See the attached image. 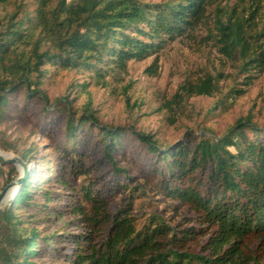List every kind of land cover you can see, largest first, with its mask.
Returning a JSON list of instances; mask_svg holds the SVG:
<instances>
[{
  "label": "trees",
  "instance_id": "16d2710c",
  "mask_svg": "<svg viewBox=\"0 0 264 264\" xmlns=\"http://www.w3.org/2000/svg\"><path fill=\"white\" fill-rule=\"evenodd\" d=\"M217 1L61 0L49 11L44 37L34 39L23 27L29 14L17 18V11L13 12L5 25L0 23V119L11 104L10 94L19 88L25 87L26 95L47 102L39 86L47 74V69L41 68L44 62L64 67L84 65L99 74L106 53L108 60L123 69L128 60L143 57L159 46L154 40L162 41L164 35L174 39L205 22L207 7ZM263 10L264 0H235L223 12L225 19L216 20L221 51L231 59L238 56L246 72H260L264 67ZM42 39L50 41L57 51H41ZM25 43L30 46L26 57L17 51L18 45ZM31 73L36 74L34 78ZM253 78L247 73L242 84H250ZM217 80L206 74L180 86L174 97L211 96L218 90ZM165 106L171 108L169 102ZM66 111L67 138L76 139L79 124L85 122L99 129L104 157L114 176L102 183L101 189L95 190L100 181H93L70 195L52 190V183L50 188H43L44 177L38 176L37 182L26 178L12 203L0 210V264H39L33 259L39 251L38 239L47 245L56 239L51 247L65 241L66 252L59 254H68L71 264H264V127L254 123L251 115L237 119L219 137L187 133L181 141L162 146L152 133L102 124L89 106L78 117L68 104ZM126 130L157 156L143 175L145 184L177 202L176 209L186 207L192 212L186 218L191 225H171L154 213L137 226L131 190L138 187L128 182L131 176L126 182L118 177L127 169L119 167L113 154ZM3 144L4 149L15 150L23 159L30 151H37L34 146L17 149L12 143ZM73 160L75 174H85L92 166ZM53 169L60 174L63 167ZM11 172L12 178L16 176L14 169ZM57 180L69 186L66 175H58ZM40 189L44 191L40 193ZM119 189L128 190V199L111 211L110 202ZM35 191L44 199L34 197ZM54 201L64 202V208L55 209V213L63 210L78 217V231L50 237L39 236L35 227L22 226L16 208L46 206L41 209L50 213ZM55 213L45 216L51 218ZM203 236L207 239L200 249H192L190 244H198ZM251 244H255L252 249Z\"/></svg>",
  "mask_w": 264,
  "mask_h": 264
},
{
  "label": "rangeland",
  "instance_id": "374dc122",
  "mask_svg": "<svg viewBox=\"0 0 264 264\" xmlns=\"http://www.w3.org/2000/svg\"><path fill=\"white\" fill-rule=\"evenodd\" d=\"M60 1H0V23L5 25L13 12L17 11V18L27 13L29 18L23 24L25 31L33 36L32 39L43 38L47 29L45 25L50 20L49 11L57 7ZM141 1L155 3L162 0ZM234 3L235 0H218L209 5L205 22L174 39L164 35L162 41L154 40L159 46L146 52L143 57L128 60L123 69L117 67L113 60H108L106 53L98 68L99 74L95 68L84 65L64 67L61 63L52 65V62H44L41 68L47 69V74L41 78L39 86L47 96V102L39 96L26 95L25 87L19 88L10 94L11 104L6 115L0 119V149L10 153L13 159L9 163L0 162V191L23 174L21 161L29 170L26 178L31 177L37 182L38 176L44 177L43 188H50L48 184L52 183L51 189L64 195H70L74 190L77 193L82 186L93 181H100L94 185V189H101L102 183L114 176L110 163L104 157L101 134L96 126L87 122L79 124L76 139L66 137V104L76 117L85 106H89L102 124L133 127L136 131L152 133L162 146L181 141L187 133L195 136L210 133L219 137L237 119L247 115H251L254 123L264 127V67L260 72L242 70L239 57L229 58L221 51V43L217 41L216 20L218 17L224 20L223 12ZM41 41V51H57L50 41ZM29 48L27 43L20 44L17 51H23L26 57ZM247 73L254 75V78L250 84L244 85L242 81ZM206 74L218 79V90L213 95L174 97L175 93L180 92V86L195 82ZM35 75L31 73V77ZM233 89L244 91L234 93ZM167 102L171 104L169 109L165 106ZM121 142L113 154L119 167L127 169L126 174L119 173L118 177L126 182L127 176H131L128 182L134 188L138 187V190H131L132 213L137 217V226L147 222L154 213L171 225H191L186 218L192 212L186 207L176 209L177 202L156 193L144 182L143 175L157 161V156L148 152L130 130L124 132ZM3 143H12L17 149L34 146L37 151H30L28 158L23 159L15 150L4 149ZM72 158L80 159L83 166H92L85 174H75V160ZM56 166L63 167L60 174L53 169ZM160 166L161 162L158 164ZM11 169L16 173L13 178ZM58 175H66L69 186L59 183ZM43 191L40 189V193ZM33 193L34 197L44 199L39 192ZM116 194L110 202L111 211L123 205L129 196L127 189H119ZM14 195L5 199L0 210L12 203ZM61 203L64 202H52L50 213L41 209L46 206L36 208L33 205L16 208V212L23 221L22 226L35 227L39 236L53 237L59 232L78 231L80 226L76 215L63 210L55 213V209L64 208ZM51 213H55L51 218L45 216ZM206 239L207 236L201 237L198 244H190L191 248L199 250ZM55 241L53 239L47 245L38 239L39 251L33 259L39 264H71L68 254H59L66 252L63 246L66 242L51 247ZM254 245L251 244L250 248Z\"/></svg>",
  "mask_w": 264,
  "mask_h": 264
},
{
  "label": "water",
  "instance_id": "95a60500",
  "mask_svg": "<svg viewBox=\"0 0 264 264\" xmlns=\"http://www.w3.org/2000/svg\"><path fill=\"white\" fill-rule=\"evenodd\" d=\"M9 153H7L6 151H1L0 150V162L2 163H9L12 162L13 159L12 157H9ZM22 175L19 176L15 181L8 183L1 191H0V206L2 201L4 200V198L9 194V193H13L12 195H14L15 193H17L21 183L26 179V176L28 175V168L26 167V165L24 164V162H22Z\"/></svg>",
  "mask_w": 264,
  "mask_h": 264
},
{
  "label": "bare ground",
  "instance_id": "6f19581e",
  "mask_svg": "<svg viewBox=\"0 0 264 264\" xmlns=\"http://www.w3.org/2000/svg\"><path fill=\"white\" fill-rule=\"evenodd\" d=\"M1 150V149H0ZM2 152H3V150H1ZM8 153V152H7ZM9 155H10V153H9ZM10 157V156H9ZM13 193H9L5 198H4V200L2 201V203H1V205L3 204V202L5 201V199L7 200L8 199V197H11V195H12Z\"/></svg>",
  "mask_w": 264,
  "mask_h": 264
}]
</instances>
